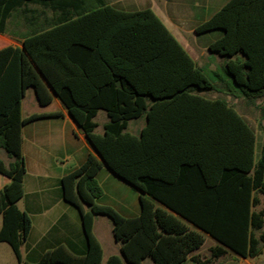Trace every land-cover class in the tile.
<instances>
[{
  "label": "trees",
  "instance_id": "16d2710c",
  "mask_svg": "<svg viewBox=\"0 0 264 264\" xmlns=\"http://www.w3.org/2000/svg\"><path fill=\"white\" fill-rule=\"evenodd\" d=\"M23 4L56 16L26 34L20 47H0V175L9 180L0 190V243L9 245L17 264H29L20 247L31 230L16 205L26 174L21 129L44 116H21L29 88L40 106L56 98L94 151L60 181L64 201L78 212L86 253L58 246L30 264H141L147 258L209 264L228 250L257 257L264 207L252 209L260 205L257 195L264 197V145L255 160L257 136L246 119L225 99L201 94L223 90L251 104L264 99V0H228L195 27L196 34L222 32L207 47L225 59L215 84L150 9L123 12L103 0H0V34ZM99 111L107 117L102 134L94 121ZM260 113L264 120V105ZM142 117L139 135L127 132L129 121ZM104 164L141 193L136 217L95 203L103 195L96 175ZM97 215L111 220L120 244V256L104 263L92 233ZM200 231L218 243L206 259L193 254L204 244Z\"/></svg>",
  "mask_w": 264,
  "mask_h": 264
},
{
  "label": "crops",
  "instance_id": "0c3cea01",
  "mask_svg": "<svg viewBox=\"0 0 264 264\" xmlns=\"http://www.w3.org/2000/svg\"><path fill=\"white\" fill-rule=\"evenodd\" d=\"M103 1L123 12L145 9L153 11L152 6L155 4V0ZM227 1L166 0L164 3L158 4L159 12L167 20L171 30L153 12L174 38L175 36L180 37L185 45L196 53L197 59L194 60L187 52L199 68L217 70L218 67H223L225 59L218 54L209 52L207 47L211 42L221 37L222 32L217 30L196 34L194 29ZM55 16L56 12L48 8L24 4L21 7L18 6L5 21L4 33L0 34V47L3 45L20 47V42L26 34L46 27ZM177 42L179 43L178 40ZM203 52H206V61L202 63ZM217 60L221 61L220 65L215 64ZM207 93L212 92L201 95L207 99H216L206 97ZM24 106L27 107L26 111H24ZM100 112L94 118L95 122ZM33 114L44 116L23 125L21 129V151L25 159L26 174L23 180L24 195L16 205L31 220V230L26 241L20 247L21 261L29 264L34 263L43 253L58 246H64L72 254L83 256L87 247L81 221L77 210L64 201L60 181L62 177L79 168L89 154H94V151L87 144L77 124L69 117L56 98H53L50 104L40 106L33 89L29 88L21 100V116L26 118ZM106 122L107 117L106 120L101 121L102 130L99 133L96 132L97 134L103 133V125ZM134 123L141 125L138 130L133 132L130 126ZM96 124L98 128V123L96 122ZM145 124L146 118L144 117L129 121L127 132L130 130L133 132V134L129 132L131 135L138 136ZM1 157L5 160L4 154ZM193 172V177H195L196 171ZM199 180L196 188H200ZM96 181L103 191V195L95 201L97 205L111 207L125 218H133L139 214L141 193L137 189L114 175L104 165L97 173ZM8 182L7 178L0 175V190ZM193 185L195 186V179H193ZM156 204L163 207L159 203ZM85 208L87 209V207ZM256 208H253L252 211H258ZM1 223L0 216V227ZM92 233L101 246L103 263L110 256H120V244L113 237L112 222L109 218L103 215L94 216ZM201 233L204 238L208 237L212 241V246L218 244L203 232ZM228 252L232 255L230 260L221 261L218 264H230L232 260L249 264L248 259L241 258L229 250ZM0 264H17L11 248L5 243H0ZM141 264H152V261L147 258ZM182 264H187V262ZM190 264L194 263L190 262Z\"/></svg>",
  "mask_w": 264,
  "mask_h": 264
},
{
  "label": "rangeland",
  "instance_id": "374dc122",
  "mask_svg": "<svg viewBox=\"0 0 264 264\" xmlns=\"http://www.w3.org/2000/svg\"><path fill=\"white\" fill-rule=\"evenodd\" d=\"M165 1L166 0H158V1L155 0V4H153L152 9L158 15V17L164 22V24L168 27V29H170V26H169L167 20L159 12L158 4H162ZM175 38L179 41V43L183 46V48L186 50V52H188L189 55L194 60L197 59L196 58V53L193 52L192 50H190L185 45V43L180 39V37H176L175 36ZM206 52H203V55H202L203 61H201L202 63L206 61ZM207 54H208V52H207ZM215 64L220 65L221 61L217 60L215 62ZM202 71L206 75V77L214 84L218 80V76H220V77L224 76L223 70H222L221 67H218L217 70H210L209 68H202ZM221 93H224V94H221ZM225 93H228V94L226 95ZM228 95H231V94H229V92L222 91L220 93H216V92L207 93L206 97L225 99L228 102L229 105L234 107L235 110L246 119V121L251 126V128L254 130V132H255V134L257 136L256 145H255V159H258L259 153H260V147L262 145H264V120L261 118V113H260V107L262 105H264V99L263 100H258L255 103L251 104V103H247L242 98H235L233 96H228ZM26 109H27V107L24 106V111H26ZM103 119L106 120V115H105L104 112L101 111L99 113L98 117L96 118V122L98 123V128L96 130L97 133L101 132V130H102L101 121ZM140 125H141L140 123L131 124V126H130L131 130L133 132L135 130H138ZM128 131L133 134V132H131L130 130H128ZM257 196L261 200V204L256 208L257 210H259L260 208L264 207V197L261 196V195H257ZM263 230H264V225H263ZM212 244H213L212 241H210V239L208 237H206L202 247L199 250H197L196 252H194L193 254L197 255L199 258H202V259L208 258V256L210 255L208 250H209L210 247H212ZM231 257H232V255L229 253V254L226 255V257L215 259L212 262H210L209 264H218L221 261H226V260L229 261ZM186 262H187V264H190L189 260H187ZM248 262H249V264H264V243L260 245V254L257 257H254L252 259H248ZM123 263L127 264L124 261H123ZM230 264H244V263H241L239 260H232Z\"/></svg>",
  "mask_w": 264,
  "mask_h": 264
},
{
  "label": "water",
  "instance_id": "95a60500",
  "mask_svg": "<svg viewBox=\"0 0 264 264\" xmlns=\"http://www.w3.org/2000/svg\"><path fill=\"white\" fill-rule=\"evenodd\" d=\"M104 166H106L105 164H104ZM107 167V166H106Z\"/></svg>",
  "mask_w": 264,
  "mask_h": 264
}]
</instances>
